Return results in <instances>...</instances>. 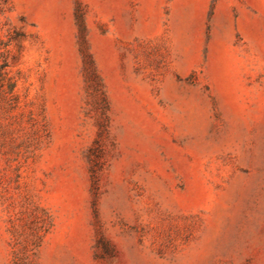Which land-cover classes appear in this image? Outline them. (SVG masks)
<instances>
[{
    "label": "rangeland",
    "instance_id": "rangeland-1",
    "mask_svg": "<svg viewBox=\"0 0 264 264\" xmlns=\"http://www.w3.org/2000/svg\"><path fill=\"white\" fill-rule=\"evenodd\" d=\"M0 264H264V0H0Z\"/></svg>",
    "mask_w": 264,
    "mask_h": 264
}]
</instances>
